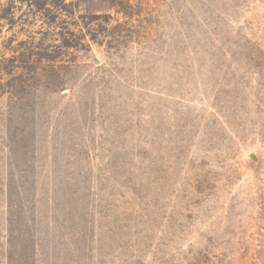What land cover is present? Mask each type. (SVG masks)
Segmentation results:
<instances>
[{
    "label": "rangeland",
    "instance_id": "obj_1",
    "mask_svg": "<svg viewBox=\"0 0 264 264\" xmlns=\"http://www.w3.org/2000/svg\"><path fill=\"white\" fill-rule=\"evenodd\" d=\"M0 264H264V0H0Z\"/></svg>",
    "mask_w": 264,
    "mask_h": 264
}]
</instances>
